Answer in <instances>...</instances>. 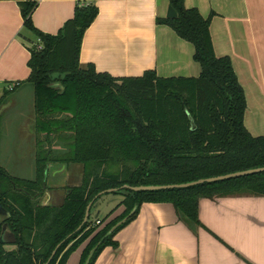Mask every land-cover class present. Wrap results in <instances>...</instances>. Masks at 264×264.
Instances as JSON below:
<instances>
[{
  "label": "trees",
  "instance_id": "obj_1",
  "mask_svg": "<svg viewBox=\"0 0 264 264\" xmlns=\"http://www.w3.org/2000/svg\"><path fill=\"white\" fill-rule=\"evenodd\" d=\"M0 1L18 3L23 29L30 35L22 40L30 54L26 83L34 90L38 138L33 181L15 179L0 167V205L8 215L0 216V235L7 233L0 264H66L86 241L79 264L100 243L89 263L94 264L104 249L118 247L115 236L137 217L142 204H171L178 218L195 228L202 199L264 197V172L185 189H121L181 185L264 168V136L253 137L244 126L245 95L230 59L213 52L211 16L186 9L183 0H167L177 18L157 20L193 46L197 78L161 79L150 71L137 78H113L79 64L83 36L98 15L95 0H75L73 18L56 35L33 26L38 0ZM55 141L64 151L54 154ZM49 163L80 168V183L65 187L57 205L41 203L49 190ZM111 189L118 190L111 194L121 201L96 220L99 224L90 217L83 224L89 203L90 213L102 196L95 197ZM134 207V214L104 238Z\"/></svg>",
  "mask_w": 264,
  "mask_h": 264
},
{
  "label": "crops",
  "instance_id": "obj_2",
  "mask_svg": "<svg viewBox=\"0 0 264 264\" xmlns=\"http://www.w3.org/2000/svg\"><path fill=\"white\" fill-rule=\"evenodd\" d=\"M75 4L41 0L32 24L43 34L56 35L73 18ZM94 5L98 15L82 39L81 66L93 65L96 72L113 78H137L149 71L161 79L199 76L193 46L170 27L157 24L166 19L167 0H95ZM183 5L203 18L211 16L213 52L230 59L245 95L244 126L251 136H264V0H183ZM22 38L30 35L23 29L18 3L0 1V167L15 179L33 181L38 138L34 90L26 83L30 54ZM17 83L8 94L6 87ZM30 145L31 152L25 148ZM65 169L47 165L49 193L59 188L48 185L49 173L55 177ZM99 208L91 221L102 218ZM198 221L199 226L191 228L171 204H142L137 217L115 236L118 247L104 249L94 264H264V197L202 199ZM86 245L66 264H79Z\"/></svg>",
  "mask_w": 264,
  "mask_h": 264
},
{
  "label": "water",
  "instance_id": "obj_3",
  "mask_svg": "<svg viewBox=\"0 0 264 264\" xmlns=\"http://www.w3.org/2000/svg\"><path fill=\"white\" fill-rule=\"evenodd\" d=\"M166 19L168 20H174L177 18V13L175 12V10L168 5L167 7V11H166ZM189 121H190V126H191V131H194L195 128V124L193 122V120L189 117ZM264 172V168H257V169H251V170H247V171H242V172H237V173H233V174H228L225 176H220V177H215V178H210V179H205V180H199L196 182H190V183H186V184H181V185H169V186H140V187H130V186H123L121 189H125V190H130L132 192H155V191H161V190H171V189H185V188H190V187H194V186H198L201 184H205V183H216V182H221L224 180H229V179H236V178H241V177H245V176H249V175H255V174H261ZM117 189H111V190H106L104 192L99 193L96 197H101L105 194H111V193H115L117 192ZM92 205V202L89 203V205L86 208V213H85V217L83 219V224H85L88 221V218L90 217V207ZM137 209V207H134L133 210L129 213V215L124 218L123 220H121L120 222L116 223L105 235L104 238L110 236L117 228H119L121 225H123L135 212V210ZM0 216L1 217H7V212L1 207L0 205ZM7 233L5 232V230H3L1 232L0 235V244H5L6 243V236ZM103 238V239H104ZM100 243H98L88 254L84 264H89L90 260L92 259L96 249L98 248ZM59 248V246L56 247V249L54 250V252L52 253V256L55 254L56 250Z\"/></svg>",
  "mask_w": 264,
  "mask_h": 264
},
{
  "label": "rangeland",
  "instance_id": "obj_4",
  "mask_svg": "<svg viewBox=\"0 0 264 264\" xmlns=\"http://www.w3.org/2000/svg\"><path fill=\"white\" fill-rule=\"evenodd\" d=\"M17 122L19 123V121L17 120ZM40 140H43L42 137L39 138ZM59 143L58 142H53L52 143V146H53V149L52 151H56L59 149L60 150H63L64 151V145H60V148H59ZM8 148H10L12 151L14 150L15 152L18 153V155L22 154V152L18 151V147H15L13 145H10L8 146ZM27 150H29L30 152L33 151V146L30 145L29 148L25 147ZM36 149V147H35ZM58 153V152H57ZM56 154V153H54ZM18 157V156H17ZM51 165V164H50ZM52 173V172H51ZM51 173H49V176H48V185L51 183V184H55V186L59 185V188L55 191L56 195H55V199H54V204L57 203L59 204V200H60V196H62V192L63 190H65L64 188L65 187H70V186H75L77 184L80 183V180H81V177L79 176L80 175V168L79 166H74V165H70L69 168H66L64 170V172L60 175H56L55 177H53V175H51ZM55 188V187H54ZM60 189H62L60 191ZM60 191V192H59ZM121 196L119 195H113V194H108V195H104L101 197V199H99L96 204L94 205V207H92L91 209V212H90V216L91 218H93V215L95 213V210L94 209H97L98 205H100V208H99V211H100V216L103 218L106 216V214L109 212L106 211L107 210V207L109 206H113L115 207L117 205V202H120L121 200ZM55 204V205H57ZM101 218V219H102Z\"/></svg>",
  "mask_w": 264,
  "mask_h": 264
},
{
  "label": "flooded vegetation",
  "instance_id": "obj_5",
  "mask_svg": "<svg viewBox=\"0 0 264 264\" xmlns=\"http://www.w3.org/2000/svg\"><path fill=\"white\" fill-rule=\"evenodd\" d=\"M47 192L48 191H45L42 195V198H41L42 205H51L54 202V199H55V195L53 193L54 191L52 192L50 191L51 193L48 192L50 195H47Z\"/></svg>",
  "mask_w": 264,
  "mask_h": 264
},
{
  "label": "built area",
  "instance_id": "obj_6",
  "mask_svg": "<svg viewBox=\"0 0 264 264\" xmlns=\"http://www.w3.org/2000/svg\"><path fill=\"white\" fill-rule=\"evenodd\" d=\"M39 1H41V0H38V2ZM19 84L17 83V84H11V85H8L7 87H6V91L7 92H12L17 86H18ZM96 225L97 224H99V221H96V223H95Z\"/></svg>",
  "mask_w": 264,
  "mask_h": 264
}]
</instances>
